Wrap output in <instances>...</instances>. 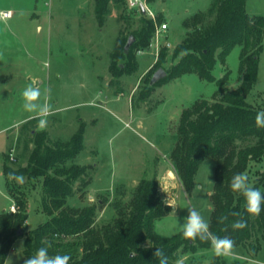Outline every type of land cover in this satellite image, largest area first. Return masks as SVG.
<instances>
[{
	"label": "rangeland",
	"instance_id": "374dc122",
	"mask_svg": "<svg viewBox=\"0 0 264 264\" xmlns=\"http://www.w3.org/2000/svg\"><path fill=\"white\" fill-rule=\"evenodd\" d=\"M140 2H144L145 13L131 6L129 0L124 9L111 4L105 25L99 27L94 0H0V11H13L11 18H0V213L11 211L10 206L14 205L2 173L5 156H9L13 166L26 160L33 149V128L45 130L52 141L68 140L83 123L84 149L68 164L86 168L87 184H75V192L68 199L70 206L96 205V222L102 224L116 216L118 208L132 198L141 179L154 178L163 203L169 199L175 207L156 220L155 229L160 235L182 232L181 225L190 208L209 223L218 161H203L195 176V188L188 193L172 152L179 138L182 111L201 99L213 102L221 95L219 88L232 90L241 83V47H235L224 63L218 60L213 69L216 78L227 75L221 86L190 71L150 89L155 71L160 67L170 70L182 55L175 52L185 37L184 20L206 11L211 0ZM246 9L250 15L264 16V0H247ZM122 12L129 18L127 22L121 20ZM153 15H160L161 24L166 23L167 29L156 31L148 47L133 48L135 61L113 57L121 34L128 42L141 18ZM165 47L168 55L159 65L160 50ZM112 64L131 71L115 79L110 71ZM28 85L41 89L39 103L49 105L50 110L25 119L35 113L23 108L22 92ZM247 101L258 109L264 108V42L258 77ZM56 108L59 110L54 111ZM41 120L46 122L43 128ZM251 142L239 141L240 145ZM262 172L264 157L250 161L245 172L250 186L261 179ZM16 183L25 190L29 202L25 231L34 229L50 218L42 211V179L24 177ZM5 207L7 210H2ZM24 240L25 236L19 234L8 254L12 264L25 260ZM257 244L260 247L255 251L251 246L256 248ZM178 261L264 264V241L253 238L244 246H234L228 256L215 255L213 246L196 251L179 249L174 264Z\"/></svg>",
	"mask_w": 264,
	"mask_h": 264
},
{
	"label": "trees",
	"instance_id": "16d2710c",
	"mask_svg": "<svg viewBox=\"0 0 264 264\" xmlns=\"http://www.w3.org/2000/svg\"><path fill=\"white\" fill-rule=\"evenodd\" d=\"M111 4L124 9L127 0H94L99 27L105 25L112 11ZM246 4L247 0H211L206 11L196 12L184 20L185 37L175 52L182 53L181 57L167 71L166 77L150 84L151 89L163 81L194 71L202 79L221 86L226 82L227 75L216 78L213 69L218 60L224 63L235 47H241V83L232 90L219 88L221 95L213 102L201 99L184 109L178 127V142L172 152L188 193L195 188V176L203 161H218L212 195L214 209L209 226L214 235L231 238L235 246H244L253 238L257 242L260 238L264 241V205L259 216L248 214L245 211V198L230 187L234 174L245 173L250 161H261L264 157V127L256 124V116L264 112V108L258 109L247 101L259 73L264 16L250 15ZM120 17L126 22L129 20L123 12ZM161 22L160 15L155 19L141 18L140 25L132 32L134 42L126 49L127 38L121 34L113 57L135 61L133 48L148 47ZM167 55L168 48H162L157 63H164ZM110 71L116 79L131 69H119L112 64ZM84 133L85 124L82 123L70 139L52 141L45 130L33 128V149L27 153L26 160L13 166L9 156H5L2 173L7 179L8 190L17 210L0 213V264L5 263L19 237V230L25 236V259L50 243L49 255H70L69 264H158L157 258L153 256L155 248H162L169 264H174L179 249L196 251L213 246L211 241L186 239L182 232L166 237L156 231V220L167 215L171 207L161 200L158 181L154 178L141 179L132 198L118 208L116 216L102 224L96 222V205L70 206L68 199L75 192V184H87L86 168L79 164H68L84 149ZM245 140L252 142L240 145L239 141ZM10 173L28 179H42V211L50 218L34 229L25 231L29 217L27 194L17 186V179ZM262 185L264 172L261 179L251 186L264 192ZM236 211L242 213L247 222L242 230H233L231 227L232 222L238 219L231 215ZM225 215L228 219L220 223V217ZM256 246L252 245L251 248L256 251L260 244ZM212 264L220 263L215 261Z\"/></svg>",
	"mask_w": 264,
	"mask_h": 264
},
{
	"label": "clouds",
	"instance_id": "9594fccd",
	"mask_svg": "<svg viewBox=\"0 0 264 264\" xmlns=\"http://www.w3.org/2000/svg\"><path fill=\"white\" fill-rule=\"evenodd\" d=\"M42 92L39 87L28 85L22 92L23 108L28 112H48L50 110L49 105L39 103ZM46 122L40 121V127L43 128ZM256 124L258 127H264V112L258 113L256 116ZM18 180H22V176H15V173H10ZM248 176L245 173H236L233 175L230 187L234 192L241 193L245 198V211L252 216H259L262 211V205H264V192L258 188H254L248 183ZM169 207H174V203H169V199L164 202ZM232 216L238 217L231 224L233 230H242L247 226V222L243 219L242 213L236 211L231 213ZM228 217L221 216L219 222L223 223ZM183 236L189 240H195L199 238L203 241H211L215 255L228 256L231 255L235 246V242L225 236L218 237L210 231L208 221L195 209H188V215L181 225ZM58 235V234H57ZM50 243H46L37 249L35 254L24 260V264H69L71 260L70 255H49ZM153 256L157 258L158 264H169L168 257L162 248H155ZM5 264H12L11 258L6 259ZM177 264H180L178 261Z\"/></svg>",
	"mask_w": 264,
	"mask_h": 264
},
{
	"label": "built area",
	"instance_id": "2783aa9c",
	"mask_svg": "<svg viewBox=\"0 0 264 264\" xmlns=\"http://www.w3.org/2000/svg\"><path fill=\"white\" fill-rule=\"evenodd\" d=\"M129 3L133 7H139V9H142V6H144V2H140V0H129ZM145 8V6H144ZM146 9V8H145ZM147 11V9H146ZM13 16V11L12 10H1L0 11V18L1 19H8ZM153 18L155 19L156 17L153 15ZM158 29L156 31L160 30H166L167 29V24L163 23L157 27ZM12 212H16L17 208L15 205L10 206Z\"/></svg>",
	"mask_w": 264,
	"mask_h": 264
},
{
	"label": "water",
	"instance_id": "95a60500",
	"mask_svg": "<svg viewBox=\"0 0 264 264\" xmlns=\"http://www.w3.org/2000/svg\"><path fill=\"white\" fill-rule=\"evenodd\" d=\"M142 11H144V13L146 12V9L144 8V6H142ZM134 40H135V37L133 35H131L128 38V42L125 46L126 49H128L131 46V44L134 42ZM166 75H167V71L164 68H162V67L158 68L155 71V73L153 74V77L151 78L150 84L153 85V84L157 83L159 80L166 77ZM18 232H19L18 234L23 233L22 230H19Z\"/></svg>",
	"mask_w": 264,
	"mask_h": 264
},
{
	"label": "crops",
	"instance_id": "0c3cea01",
	"mask_svg": "<svg viewBox=\"0 0 264 264\" xmlns=\"http://www.w3.org/2000/svg\"><path fill=\"white\" fill-rule=\"evenodd\" d=\"M6 10H11V9H6ZM222 64V63H221ZM216 66H218V65H216ZM215 66V67H216ZM182 77V76H181ZM178 78H180V77H178ZM59 110V108H56V109H54V111H58ZM40 114L41 113H33V114H29L27 117H25V119H29V118H31V117H34V116H40ZM2 210H7V207H5V208H3ZM28 210H29V208H28Z\"/></svg>",
	"mask_w": 264,
	"mask_h": 264
}]
</instances>
